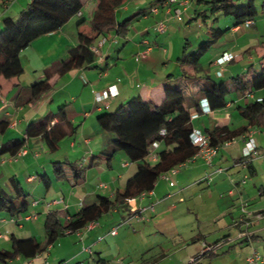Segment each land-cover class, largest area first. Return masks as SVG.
Instances as JSON below:
<instances>
[{
	"label": "crops",
	"instance_id": "obj_1",
	"mask_svg": "<svg viewBox=\"0 0 264 264\" xmlns=\"http://www.w3.org/2000/svg\"><path fill=\"white\" fill-rule=\"evenodd\" d=\"M30 1L6 0L0 4V28L5 16L17 18ZM83 1L90 3V0ZM207 1L179 0L171 8L166 6L164 12L160 9L154 12L153 18L150 15L156 6L155 0L150 2V6L139 4V10L130 15L127 14L132 8H125L121 13L122 21L119 20L120 10H115L119 23L139 12L142 13L136 21L147 18L148 23L140 29V37L132 39L134 46H129L130 39L120 40L118 34L100 35L95 44L102 39L106 41L101 46L99 57L85 67L72 69L63 75L54 73L57 63L69 58L79 43L80 34L94 35L89 26V33L85 31L88 24L84 10L71 18L67 25L42 35L24 49L21 55L24 72L16 79L0 78V121L19 120L16 128L8 125L5 133L0 134V147L9 140L26 137L27 125L45 118L44 115L58 114L59 111L55 112L58 107L65 108L76 133L61 139L58 151L51 150L43 136L28 139L24 146L28 152L20 157L19 162H4L7 153L0 154V189L10 190L9 180L15 177L29 193L32 207L28 213L39 216L36 221H24L19 227L11 220L10 214H0V249H12L13 235L18 239L46 240L45 221L50 210L57 211L64 222V205L52 206L48 210L45 206L47 201L64 197L70 204L67 212L74 215L83 206L98 203L101 197L114 199L137 173V163L130 161L124 152H116L111 161L105 158V154L114 148V137L111 134L107 136L98 125V116L106 109L97 110L96 91L114 84L119 89L114 98L106 101L110 105L107 110H110L136 96L156 106L163 101L167 90H185L191 96V113H199L198 118L192 119L195 129H201L210 136L216 129L229 127L238 131L247 126L239 106L255 99L245 97V93L235 85L224 109L211 110L209 114L202 109L197 111V103L201 107L204 100L199 90L207 78L198 77V69L212 66L218 72L220 67L215 62L224 52H231L236 59L224 66V76L228 74V78H221L225 81L229 82L241 74L250 78L255 70H261L264 67V18L255 19L250 27L237 25L231 16L232 20L224 18L225 26L222 28L207 25L209 16L199 5ZM248 1L238 0L241 3ZM101 6H109L107 0H100L99 9ZM176 9L181 10L183 20L175 17ZM194 20L197 21L191 25ZM162 21L166 22L164 31L158 29V23ZM142 23L144 20L139 26ZM184 23L186 27H182ZM196 24L207 27V30H193ZM217 28L228 31L215 39L213 47L204 55L203 63L201 61L198 68L182 66L181 57L187 44L188 52H196L204 42L213 39L211 34ZM185 36H191L195 42L192 43L190 37L184 40ZM149 46L152 51L148 57L137 61L135 56ZM96 58H99L98 62ZM48 75L52 77L51 89L27 104L31 86L44 81ZM216 77L211 78L216 80ZM254 96L261 97L262 91H256ZM67 130L70 132L68 127ZM259 131L262 130L254 127L244 132L252 133V137L257 139L258 159L244 157L245 143L239 138L238 142L221 147L211 165L201 156L189 160L177 172L168 175L172 183L160 176L145 200L140 199L135 205L120 203L117 209H111L98 219L91 230L59 236L35 258L16 256L9 264H190L196 257H201L196 264H251L248 256L254 250L264 252V134ZM93 154L103 159H98L89 168L79 169L80 162ZM147 160L154 165L158 162L152 156ZM56 161L66 163L65 177L59 178L55 173L53 165ZM209 174L213 175L212 183L207 179ZM43 175L50 177L48 190L41 180ZM36 200L40 203L34 204ZM150 204L154 205V210L146 209L143 219H137L134 209H143ZM244 205L251 214L244 213ZM246 227L249 236L242 238L239 235ZM117 228V234H112ZM133 236L137 237V243L130 248L132 245H129L128 238ZM217 243L220 246L215 252L204 251L206 245ZM0 264L6 263L0 261Z\"/></svg>",
	"mask_w": 264,
	"mask_h": 264
},
{
	"label": "trees",
	"instance_id": "obj_2",
	"mask_svg": "<svg viewBox=\"0 0 264 264\" xmlns=\"http://www.w3.org/2000/svg\"><path fill=\"white\" fill-rule=\"evenodd\" d=\"M6 0H0V4ZM126 0H107L109 6H101L95 13L92 25L94 35L80 34L79 43L72 50L68 59L57 63L53 69L57 75L69 73L72 69L83 68L95 59V52L90 48L100 35H109L113 30L122 35L126 33L130 23L138 19L139 14H134L124 22L117 24L115 10L122 6ZM167 0H155L156 7H164ZM213 3L211 13L221 12L235 19L237 25L243 24L245 20L257 19L260 15L256 7V0L238 2L231 0H208ZM83 0H31L26 10L19 13L17 18L5 16L0 28V78L16 79L25 69L21 55L32 41L43 37L42 35L56 32L62 26L67 25L70 19L83 11ZM152 8V9H153ZM151 9V11H152ZM206 15V14H205ZM208 16V15H207ZM84 22H81V24ZM228 29H216L212 32V40L203 43L196 52H188V44L181 57V65H190L198 68L203 56L213 47L216 38H220ZM44 81L34 83L29 89L30 97L27 101L31 103L43 96L52 87V77L49 75ZM237 86L243 93L247 91L255 93L262 91V101L255 99L252 103L240 105L241 117L247 121V126L240 130H232L229 127L216 129L210 133L212 144L225 143L229 138L240 137L246 130L254 127L264 126V67L255 70L250 78L241 74L228 81H216L207 79L204 86L199 90L200 96L208 99L211 110L224 109L229 103V95ZM203 98V99H204ZM191 96L185 90L169 89L165 92L163 101L153 105L138 96L122 103L115 111H102L98 116V125L101 130L113 134L114 148L105 154V158L111 161L118 151L126 154L130 161L137 163V173L126 183L125 190L118 191L111 199L107 196L101 197L98 203L91 206H83L77 214L67 223H62L57 211H51L45 221L47 238L41 242L35 238L18 239L12 236V249L5 251L0 249V261L9 264L16 256L20 258H35L38 254L49 248L59 236H63L67 229L78 231L93 220L102 219L105 213L124 203L126 198H131L140 193L151 191L156 187L161 175L172 171V168L185 164L198 152L191 139L193 122L191 108ZM198 102L197 111H201ZM62 108L58 114H48L45 118L33 121L26 127V137L12 139L6 142L0 150L1 155L6 153L17 154L24 148L28 139L43 136L46 144L53 151L59 150L60 140L68 135L76 133V127L70 124V120ZM55 119L59 122L55 123ZM10 125L9 120L0 121V134H4ZM69 128L70 132L67 130ZM165 131V133H163ZM156 142H160L157 152L158 162L154 165L148 162L149 148ZM89 164L92 166L97 160L103 159L98 155H91ZM64 162H54L53 168L59 178L65 177ZM84 167H79L83 169ZM48 176H42L44 188L50 189L51 180ZM10 190L0 189V214L6 213L20 218L28 213L32 203L28 197L29 193L16 181L15 177L9 180Z\"/></svg>",
	"mask_w": 264,
	"mask_h": 264
},
{
	"label": "built area",
	"instance_id": "obj_3",
	"mask_svg": "<svg viewBox=\"0 0 264 264\" xmlns=\"http://www.w3.org/2000/svg\"><path fill=\"white\" fill-rule=\"evenodd\" d=\"M7 1H11V0H7ZM179 0H167L166 1V4L163 8H166V6H170L171 8V5H173L175 2H178ZM169 8V10H170ZM159 9H161L160 7H156V8H153L152 9V13L153 12H157ZM80 14V12H79ZM175 17H177V19L179 21L183 20V16L181 15V10H177L176 9V12H175ZM253 23V20L250 19V20H245V22L243 24L246 25V27H250V25ZM166 28V22H159L158 23V29L160 31H164ZM106 39H102L99 41V43L97 45H92L90 48H92V50L95 52V56L96 57H99L100 55V52H101V46L105 43ZM152 51V47L149 46L145 51H142L140 52L139 55L135 56V59L137 61H141L143 59H146L148 57V54L149 52ZM236 59V56L233 55V53L231 52H224L222 57H219L217 59V61L215 62L216 65H218L220 67L219 71H218V74L220 76V78L222 76H224V66L229 63V62H232L233 60L235 61ZM119 93V89L116 87V85H112V86H109L108 88L106 89H103V90H100V92H97L96 91V94H95V102L97 103L98 105V108L97 110L101 111L103 108L104 109H108L110 107V105L108 103H106V101L110 98H114V96H116L117 94ZM245 97L249 98V99H258L259 101H262L263 98L261 97H255L254 96V93L252 92H249L247 91L245 93ZM201 109L204 111V112H208L211 113V109H210V106H209V101L208 99L204 98V100L202 101V104H201ZM199 116V113L197 114H193L192 115V118L193 119H196L198 118ZM19 124V120L17 121H12L10 122V126L13 127V128H16L17 125ZM165 133V131L163 132ZM191 139L192 141L194 142L195 144V147L198 148V152L196 153L197 155H195L192 159L194 158H198V157H203L205 158L204 160L209 164L211 165L213 160L215 159V157L218 155V151L221 147H227V145H231L235 142H238L240 139H242L244 141V146H243V153L245 155L246 158H253L255 156H258L260 155V152L258 150V141L256 138H253L252 137V133L250 132H247V133H243L240 137H232V138H229L225 143H221V144H218V145H214L212 144V140H211V137L209 136V134L205 133V131L201 130V129H195L193 130V132H191ZM240 138V139H238ZM158 147H160V142H156L155 144H153L151 146V148H149V156H152L154 158L155 161H158L159 160V156H157V153L156 151L158 150ZM28 152V150L24 147L22 148L19 153H17L16 155L15 154H12L11 157H10V160L12 161H15V162H19V159L20 157L24 156L26 153ZM190 159V160H192ZM90 160V159H89ZM89 160L88 159H84L80 162L79 164V167H86L87 164H89ZM189 161V160H188ZM186 161V163L188 162ZM185 163V164H186ZM185 164H180L174 168H172V171L170 172H166L164 173L163 175H161L163 178L167 179L168 182L172 183V181L169 179L168 175L170 173H175L177 172L181 166L183 167ZM217 171H222V169H218ZM213 175H208L207 176V179L209 182L212 183V177ZM102 187H104L105 185H101ZM150 191H146V192H143V193H140L136 196H132L131 198H126V201L128 203V205H135V203L138 202V200L142 199V200H145L146 199V196L147 194L149 193ZM39 200H36L34 204H39ZM56 205H64V210L66 211L65 212V219H64V222L63 223H67L69 222L71 219H72V215H70V213L67 212L70 204L65 201L64 197L63 198H56V199H53L51 201H49V203H47V209L49 210L52 206H56ZM146 209H151V210H154V205L153 204H150L149 206H147L146 208H135V212L136 215L135 217L137 219H143V213H145ZM243 211L246 215H249L251 214L250 210L244 205L243 206ZM51 212V210L49 211ZM11 220L16 222V224H18L19 227H22L23 224H24V221H36V219L39 218L38 214L35 213V214H31V213H26V214H23L22 215V220L19 219L18 217H13L11 216ZM21 218V217H20ZM247 224H250L248 221H246ZM96 225V220H93L91 222H89L88 224H86L85 226H83L81 229H78V231H75L72 230V229H67L65 231L64 234H71V233H76V234H80L83 232L84 229H87V230H91L93 226ZM118 232V228L117 229H114L113 232H111L112 234H117ZM240 237L244 238L245 236H249V232L247 230V227H246V230L239 235ZM220 246V243H217L216 245L212 246V245H206L204 251L205 252H215V250L217 249V247ZM200 258L201 257H196V258H193L191 259L190 261V264H196L198 261H200ZM248 262L251 263V264H264V252L262 251H258V250H254L251 255L248 256Z\"/></svg>",
	"mask_w": 264,
	"mask_h": 264
},
{
	"label": "rangeland",
	"instance_id": "obj_4",
	"mask_svg": "<svg viewBox=\"0 0 264 264\" xmlns=\"http://www.w3.org/2000/svg\"><path fill=\"white\" fill-rule=\"evenodd\" d=\"M87 1V0H86ZM100 0H90V3H84V8H83V12H84V19H86L87 20V24L88 25H86V27H85V31L86 32H88L89 30H88V26L89 27H91V29H92V25H93V21H94V16H95V13L97 12V9H99V7H98V2H99ZM235 1V0H234ZM238 1V0H237ZM150 2H152V0H126L125 2H124V4L122 5V6H119L117 9L118 10H120V13H119V20L120 21H122L123 19V17H121V13H124V10H125V8H127V7H131L132 9L130 10V12L127 14V15H130L131 13H134V11L135 12H137V10H139V7L140 6H138L139 4L141 5V6H143V5H149L150 6ZM199 5H201L202 6V10L205 12H207V15L209 16L208 18H207V25H211V24H213L214 26H218L219 28L221 27H224L225 26V20L226 19H224V18H230L231 19V17L230 16H226V15H222L221 14V12H216V13H211V7H212V5H213V3H204V2H201V3H199ZM197 7H198V5H196ZM256 7H257V9H258V12L260 13V15H259V17H258V19L257 20H259V19H263L264 18V15H263V13H264V0H256ZM162 12H164L165 11V8H161L160 9ZM155 16V14H154V12L152 13V15H150V18H153ZM142 20H144V22L145 23H142V25L141 26H139V24L142 22ZM147 20V18H144L143 17V19H141V20H139V21H133L132 23H130L129 24V26H128V29L126 30V33H124L123 35L120 33H117L116 32V30H113L112 32H111V35H119L120 36V40L122 39H130L129 41V46L130 47H133L134 45V43L132 42V39L134 38V37H137V36H139L140 37V29H141V27H143L144 26V24L146 25L147 23H148V21H146ZM232 20V19H231ZM197 20H194V22H192V23H190L191 25H193V24H195V22H196ZM119 22H118V20H117V24H118ZM243 25H245V24H243ZM187 26V24L186 23H184V24H182V27H186ZM199 26V27H198ZM201 25H198V24H196L195 25V27L193 28V30H197V31H199V32H203V31H206L207 30V27H204V26H202V27H200ZM93 30V29H92ZM89 33V32H88ZM91 34H93V32L91 33ZM108 36H110V34L108 35ZM139 37H137V38H139ZM190 37V38H189ZM186 38H189L190 40H191V42L192 43H194L195 42V39H192V37L191 36H185L184 37V40L186 39ZM196 38V37H195ZM136 40H138L139 41V39H136ZM99 43V42H98ZM98 43H94L95 45H97ZM116 46H117V44H116ZM254 55H257L256 53H254ZM204 58H205V56H203V59H202V63H203V61H204ZM98 59L99 58H96V61L98 62ZM249 63H250V61H248ZM202 65V64H201ZM203 66V65H202ZM210 70V71H209ZM198 77H202V78H214V77H216V76H219V74H218V72H216L215 71V68L214 67H212V66H210V68H209V66H203V67H200L199 69H198ZM228 75V74H227ZM224 76V79H227L228 78V76ZM173 77H175V76H173ZM173 77H171L173 80H174V78ZM215 79V78H214ZM223 78H220V76L219 77H216V80H220V81H223L224 80ZM59 109H60V107H58L57 108V110H55V112L57 113L58 111H59ZM115 109H116V106L114 107V108H112V109H110L109 111H111V112H113V111H115ZM107 110V109H106ZM47 114V113H46ZM46 115H44V117H45ZM256 129L257 130H262V131H259L260 132V134L261 133H263L264 134V127H262V129H259V127H256ZM106 134H108L107 136H109L110 134H111V136H113V134L112 133H110V132H106ZM239 139V138H238ZM122 152V151H121ZM10 157H11V155L9 154V153H7V155H6V158L4 159V162H10ZM245 157V156H244ZM257 157H259V156H255V158L253 157L252 159L253 160H255V159H258ZM88 160H89V158H87ZM3 161V160H2ZM12 161V160H11ZM44 200V199H43ZM50 201V200H49ZM49 201H47L48 203H49ZM45 206L47 207V203L45 204ZM119 206V205H118ZM117 206V207H118ZM117 207H115L114 209H117ZM113 209V208H112ZM1 214H3L4 216H7V214L6 213H1ZM22 217V216H21ZM39 239V238H38ZM39 241H42L41 239L39 240ZM45 240L43 239V242H44ZM128 242H129V245H132V246H130V248H134V245H136V243H137V237L136 236H133V237H131V238H128ZM24 261L25 260H23V263H24Z\"/></svg>",
	"mask_w": 264,
	"mask_h": 264
}]
</instances>
